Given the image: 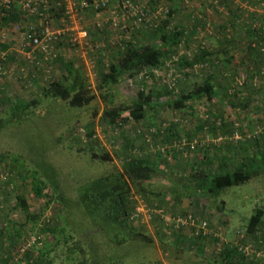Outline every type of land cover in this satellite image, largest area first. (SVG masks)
Wrapping results in <instances>:
<instances>
[{
  "label": "rangeland",
  "instance_id": "rangeland-1",
  "mask_svg": "<svg viewBox=\"0 0 264 264\" xmlns=\"http://www.w3.org/2000/svg\"><path fill=\"white\" fill-rule=\"evenodd\" d=\"M119 1L112 0V4L117 5ZM182 1L173 0L172 2L180 6L184 2ZM190 1L193 9L201 11L200 0ZM235 1L241 3L242 0ZM168 4L169 1L164 0V5L167 6ZM15 5L20 9L18 0L15 1ZM189 9L192 8L186 6L184 8L185 11ZM151 10H154V7ZM104 16L90 11L81 12V26L85 29H95L99 23H103ZM208 16V19L217 26L223 25L226 20L223 16L215 13L213 15L208 14ZM24 19L20 23L24 32H29L32 28H40V19L28 16ZM244 19L246 18L238 20L233 18V22H237L241 27L245 22ZM177 20L175 19V21ZM256 20H260V17H257ZM2 23L1 26L5 30L6 36L2 38L0 33V44L7 46L8 49L4 51L0 47L1 116L4 119L8 118L10 112L8 111L10 108V104L7 103L8 99L38 100L39 103L31 108V113L25 121L11 122L0 132V204L4 203V206L10 207V210H7L9 215L7 219L0 216V231L5 227L6 222H10L16 226H24V234L30 232L33 235L36 233L44 238L46 236L41 232L44 226L43 221L56 219L57 222L54 227L57 232L55 236L61 242L53 253V257L56 258L55 264H69L65 261L66 253L73 241H80L83 248V254L77 253L78 256H75L77 260L83 259L85 255L89 257L90 254H95L100 264H203V260L198 256L196 250L189 249L181 240L182 237L193 239L188 230L182 231V234L180 232L172 233L170 227H165L159 230V235H157L156 228L147 219L144 220L148 223L145 232L148 237L154 239L153 244L132 242L121 247L113 245L115 235L119 233L120 237H123V233L119 229L112 230L100 226V224L94 225L92 217L88 216L85 208L81 205L83 203L80 197L87 185H92L96 180L120 168V159L115 153L121 152L125 139H130L134 147L139 149L145 157L156 161L161 170L166 168V163L167 166H173L172 168L177 170L174 155L171 153L172 150L164 155L156 147H150L143 143L141 132L145 128H156L155 130L159 135L158 138H155L156 143H161L165 132L172 137V143L179 138L198 141L199 144L194 153L189 155L187 159H179L184 164L177 160L181 164L180 166L186 168L185 170L188 172L193 168L194 163L198 164L201 159H205L204 156L206 155L209 157L210 167L216 171L221 164L219 159L223 156L234 164L237 162L236 160L241 161L247 155L254 156L257 151H264V78H259L260 67L246 64L245 57L249 54L244 55L245 62L240 64L239 58L244 52V48L229 54L224 48L219 47L220 43H225L224 34H217L220 39L211 40L207 37L205 39L206 48L212 54V59L214 58L211 64L212 70L202 73L201 77H197L192 70L180 68L178 67L179 63H177L175 67L177 70L176 89L177 95L187 93L195 85L203 83L206 78L205 75L217 73L216 83L220 87V92L216 100L212 102L202 100L194 103L191 108L176 110L164 106L167 97L164 95L159 101L162 107L150 110L148 121L144 125H130L129 122L123 124V119L128 117V114H124L122 119L118 121L119 123L111 126L102 123L104 102L101 95L95 103L82 111H72L66 104L46 101L40 96L39 90L42 87L54 79L61 78L62 68L57 61L59 58L66 62H82L86 67L92 88H96L99 77L97 73L99 56L88 51L91 42H94L92 39L88 38L84 44L75 45L71 43L74 33H69L60 43L55 45L53 52L55 58L51 61L44 62L43 56L38 52L34 53V57L42 62V66L38 68L27 57V54L32 53V47L28 45L23 52V42L19 39V34L13 30L12 25L4 26ZM188 23L190 22L187 17V20L179 26L183 25L182 27L185 28L184 25H186L189 27ZM52 25L54 29L64 27L60 20L53 21ZM97 32L98 39H109L110 37L112 41L119 42L134 41L133 39L141 43L152 42L151 30L149 29L141 30L140 34L143 32L142 35L138 32H131L126 35L114 31L110 26L101 27ZM188 36L189 39H187L185 46L177 48V54L182 52L186 55H192L194 52H199L193 44L194 35ZM236 40L241 41L240 43L244 45L248 43V38L241 33L236 34ZM2 54L6 55L5 60L2 59ZM230 55L234 59H231L229 64L224 65L223 63L222 65V62H226ZM187 57L182 56L180 59ZM251 58L255 63L261 61L260 57L255 55ZM165 73L166 68L155 74L159 79L143 81L138 87L134 84L131 86L128 80H125L117 92L122 97L133 99L138 96L141 86L151 88L165 86L166 88ZM233 74L236 76L235 85L232 81ZM256 74H258L257 77ZM256 79L258 80L257 86H255ZM238 80L239 83H243L241 87H239ZM91 123L96 124L95 137L92 139L94 148L99 154H101L102 148L109 151L114 158L112 162L103 163L92 159L91 148L93 145L85 136L87 132L85 127ZM169 123L174 125L171 133L166 131L168 126L165 127ZM234 131H238L243 137H251V139L241 141L243 142L241 144L230 139L215 143L216 139L222 135L228 138ZM255 141L258 143L255 144ZM181 170L179 169V171ZM35 173L45 183L42 186L47 195L45 200L38 198L33 191ZM167 181L157 180L156 182L161 186L164 193L168 186H171V183L168 182L169 184H167ZM172 187L176 188L175 186ZM175 190V192L178 191V194L181 193L179 188ZM18 195H23L28 201L31 213H36L38 216L42 215L41 219L32 221L21 209L12 210V206L16 205ZM220 198L221 200L218 202L201 197L197 199L184 198L181 202L176 203L175 196L168 195L165 208L169 212L166 214L169 217L177 214L195 216L199 209L206 216H214L211 221L214 237H220L222 242H231L232 244H252L263 252L262 261L264 262V227L261 233L256 234V236L246 235V228L256 210L262 209L264 211V175L254 178L250 183L243 186L227 189ZM216 208L221 209L222 212H218L215 210ZM176 236L180 242H177ZM64 238L71 239L70 243L63 246ZM51 240V238H47V242ZM211 250L210 246L207 247L204 256L207 257L211 254Z\"/></svg>",
  "mask_w": 264,
  "mask_h": 264
},
{
  "label": "trees",
  "instance_id": "trees-1",
  "mask_svg": "<svg viewBox=\"0 0 264 264\" xmlns=\"http://www.w3.org/2000/svg\"><path fill=\"white\" fill-rule=\"evenodd\" d=\"M110 1V8H116L119 2H121L120 0L118 4L115 5L112 4V0ZM168 1L169 4L167 7L170 9V13L167 20L162 21L157 28H147L151 30V43L149 41L141 43L136 39H133L134 41H112L110 37L109 39H98L97 30L101 27L96 26V30L88 28L89 39L94 41L90 44L92 46V51H88L91 52V54L96 53L99 56L97 63V73L99 77L97 79L96 88H92L93 86L88 79L86 67L82 62H66L59 58L57 61L61 64L62 76L59 79L52 80L39 90L43 100L66 104L72 111H82L95 103L101 95L104 102V111L101 117L102 123L111 126L119 123L118 121L122 119L124 114H128V117L123 119V124L129 122L130 125H144L148 121V112L152 109L162 107L159 101L164 95H167L164 106H169L176 110H184L187 107L191 108L194 103L202 100L210 102L216 100L219 97L220 87L216 83L215 73H211L209 77L205 75L206 80L203 83L195 85L187 93H181L179 95L175 94L173 91L165 90L167 88H165V86H160L159 88L141 86L138 96L133 99L122 97V95L117 92L125 80H132L133 84L138 87L145 79L136 80L135 77L143 72L147 73L149 79H159L155 76L154 72H159L165 68L167 71L166 63H168L174 55L177 56V48L184 38L189 39L188 35L193 34L195 36L197 34L198 28H201L204 24L203 17L204 19L206 18V9L212 6L208 1H204L201 3V11L197 9V11L195 9L185 11L183 1L180 6L177 3H173V0ZM218 1L223 11H219L215 8L213 10L216 15L223 16L226 20L224 23L222 22L223 25L217 26V24L214 25L212 23L214 35L206 36V38L209 37L211 40L215 38L220 39L217 34H224V46L226 48H224V50L226 52L231 54L237 51V49L244 48V52L241 53L239 58L240 64L245 62L244 55L249 54L248 56L245 55L246 61L248 62H246V64L251 66L255 65L262 70L264 68V13L250 12L245 6L258 9L261 4L264 3V0H242L241 3L235 0ZM158 4L157 2H153L152 8H156ZM59 10L60 11H52L55 16L54 21H58L62 18L63 9ZM262 10L264 11V9ZM103 12H106V10H103ZM196 12L200 13L201 19L195 16ZM96 14H101V11ZM178 16L181 17L178 18ZM25 17L26 16L22 14L20 9L15 5L8 17L3 19L2 24L4 26L17 25L23 22ZM187 17L190 22L188 23L189 27L184 25V28L182 25L181 28L179 25L185 22ZM257 17H260V20H256ZM233 18L236 20L246 18L247 20L244 19L245 22L239 27L237 22H233ZM175 19L178 20L175 21ZM173 23H175L176 26ZM143 29L144 28H141L136 32L140 34V31ZM240 33L248 38L247 45L236 40V34ZM142 34L143 32H141L140 35ZM220 44L223 45V43ZM96 46L100 48L96 50ZM0 47L4 51L8 49L7 46L2 44H0ZM208 53H210V51L202 49L198 54L193 53L190 58H182L179 61L178 67L193 70L197 64L211 65L214 60L207 58L209 57ZM253 55L260 57L261 61L258 63L252 61L251 56ZM231 59H234V57L230 55L229 59H227L228 62ZM246 69L249 68L246 67ZM257 75L258 74H256V77ZM233 76L232 81L235 85L236 76L235 74H233ZM7 103L10 104L8 110L10 112L6 119H4L1 116L2 113H0V132L11 122L25 121L28 118L27 116L31 113V108L38 105L39 101L8 99ZM0 108L2 110V105ZM95 127V123H91L85 127L87 131L85 136H87V139L92 145L94 144L92 139L95 137ZM173 127L174 125L169 123L166 131L168 130L171 133ZM155 129L154 127H149L141 132L143 143L150 147L153 144V147L162 146L171 148V153H173L176 161L175 165L177 170L172 168L173 166H167V163L166 168L161 170L156 161L149 157H145L139 149L134 147L130 139H125L121 152L115 153L117 158L120 159V168L96 180L92 185H87L82 191V193L84 192L83 195L81 196L82 193L80 194V200L83 203L81 205L85 208L88 216L92 217L94 225L100 224V226H105L112 230L119 229L123 233V237H120L119 233L115 235L114 244L111 242V244L115 246L121 247L132 242L146 245L153 244L154 239L148 237L145 232L148 225V223L144 221L145 217L137 213L139 207H145L150 211L151 220L149 223L152 222L154 228H156V234L159 235V230L167 226L159 215L157 216L154 212H169L167 211L168 209L165 208V201L168 195L175 196L176 203L181 202L184 198L197 199L198 197L218 202L221 200V194L227 191V189L243 186L250 183L254 178L264 175V151L261 150L254 153V156L247 155L243 157L241 161L236 160L237 162L234 164L230 163V161L223 156L219 159L221 164L216 171L212 170L210 167L208 161L209 157H206V155L204 156L205 159H201L198 164L194 163L193 168L188 172L185 170L186 168L180 166L184 163L180 162L179 159H187L189 155L184 156L181 152L173 150L175 141L172 143V137L168 136L169 133H163V140L161 143H156L155 138H158V133L151 135V131H156ZM234 133L235 131L231 133V135ZM146 136H150V144L147 142ZM241 143L243 142H239V144ZM254 143L257 144L258 142L255 141ZM91 153L92 159L99 160L103 163H110L114 159L112 154L104 148L101 149V154L97 153L94 145L91 148ZM163 154L167 155L166 152ZM177 160L181 164H179ZM179 169L182 170L179 171ZM34 176L35 182L33 191L38 198L45 200L47 195L44 187H42L45 183L40 179L37 173H35ZM157 180H168L167 184H169L168 182L171 183V186L169 185L168 188L166 186L167 189L165 193L162 192L161 186L156 184ZM172 186L179 188L181 193L178 194V191L175 192L176 188L174 189ZM155 198H157V201H155ZM20 209L26 214L27 218L32 221L41 219L40 217L42 215L38 216L36 213H31L28 201L23 195H18L16 205L12 206L13 211ZM7 210H10V207L4 206V203L0 204V216L2 218L6 217L5 219H7L9 216ZM215 210L222 212V210L218 208ZM173 217H184V215L180 216L177 214ZM194 217L200 222H207L213 234L207 237L202 235L200 237H195L193 230L189 229L188 233L192 235L193 239L182 237L181 240H183L189 249L196 250L198 256L202 258L203 264H264L262 261L263 257L259 258L257 255L258 252L262 251L255 248L252 244L222 242L220 237H214L213 223H211L213 219L209 220L207 217L202 218L196 214ZM56 222V219L43 221L44 226L41 232H43L46 237L43 238L39 234L33 233L35 237L40 239L42 246L33 247L25 253L20 252L21 247L23 243L33 235L30 234V232L24 234V226H16L13 223L6 222L5 227L0 231V264H55L56 258L53 257V253L57 249L56 247L60 246L61 242L58 241L55 236L57 231L54 224ZM263 227L264 211L258 209L249 221L246 228V235L251 237L256 236V234L261 233ZM170 230H172L171 227ZM172 231V233H183L182 231ZM47 238H51L52 240L47 242ZM175 238L177 242H180L177 236ZM70 239L71 238H64L63 246L64 244L67 245L70 243ZM250 245L253 252L250 255H246L243 249ZM209 246L212 248L210 251L211 254L205 257V251ZM62 253L65 254L64 251H62ZM77 253L83 254L82 244L80 241H73L72 245L67 249L65 261L69 264H100L95 254H90L89 257L85 255L83 259L80 258L77 260L75 257L78 256ZM107 259L109 260V258Z\"/></svg>",
  "mask_w": 264,
  "mask_h": 264
},
{
  "label": "built area",
  "instance_id": "built-area-1",
  "mask_svg": "<svg viewBox=\"0 0 264 264\" xmlns=\"http://www.w3.org/2000/svg\"><path fill=\"white\" fill-rule=\"evenodd\" d=\"M16 0H0V33L2 38H5V30L2 28L1 23L3 19L8 17V15L12 12L13 6H15ZM19 6L22 14L28 17H36L40 19V28H32L29 32H24L21 24L12 25L13 30L19 34V39L23 42V52L30 45L32 47V53L27 54V57L32 61L36 67H41L42 62H39L35 57L34 53L38 52L41 56L44 57V62H49L53 58L54 55V47L56 44L60 43L65 36L69 33H74L71 43L75 45L84 44L89 38V32L83 26H81L82 17L81 12H93L100 13L101 15H105L103 18V23H99L98 27L110 26L114 31H118L121 33H125L129 35L131 32H136L141 28H153L158 27L162 21L167 20V17L170 13V9L164 5V0H121L116 8H110L109 0H18ZM186 7H190L193 9V5L190 0H183ZM204 1H208L211 7L206 9L209 15H213L214 8L223 11V8H220L218 0H200L199 4ZM153 2L159 3L158 6L154 10L152 9ZM250 12L264 13L262 9H264V3L261 4L260 8L252 9L248 6H245ZM59 9H63L62 18L60 22L64 24V27L59 29L53 28L54 21V13L55 11H60ZM106 10V12H103ZM208 14L204 20V24L201 28H198L197 34L193 37L195 44V49L197 51H201L206 48L205 38L206 36L214 35V29L212 26V21L208 19ZM195 16L201 19L200 13L196 12ZM175 25V23H173ZM176 26V25H175ZM204 40V41H203ZM187 39H183L179 47H183L186 44ZM100 47L96 46L95 49L98 50ZM90 50L92 51V46L90 45ZM198 53V52H194ZM33 56V57H32ZM182 56H188L190 58L192 55H186L182 52H179L177 56L171 58V60L166 63L167 71L165 73V83L168 90L173 91L177 94L176 89V65L179 63L180 58ZM2 59H6V55L2 54ZM1 70V68H0ZM212 70L210 64H197L192 70L193 73L197 77H201L204 72H208ZM157 74L158 72H154ZM264 76V68L261 70L259 78ZM136 80H144L148 81L149 77L147 73L143 72L137 75ZM129 84L132 86L133 81L129 80ZM239 87L242 86V82L239 83ZM258 80L255 81V86H257ZM169 125H165L167 127ZM157 134L156 131H151V135ZM153 137V136H152ZM255 138V137H253ZM147 142L150 144L151 139L150 136H146ZM230 139L236 143L245 141L247 139H251V137H243L238 131H235L233 135L230 137H219L216 139L215 143H221L224 140ZM198 141H189L185 138L177 139V141L173 144V150L181 152L184 156L191 155L195 152L198 146ZM204 145V144H203ZM153 147V144L151 145ZM156 149L163 153L170 152L171 148L157 146ZM137 213L142 215L147 219V221L151 220L150 211L145 207H139L137 209ZM166 223L167 227H171L174 231H183V230H193L195 237H200L201 235L204 237L211 236L213 234L209 224L207 222H200L193 215H187L184 217H169L163 211L154 212ZM144 219V220H145ZM146 221V222H147ZM42 246L40 239L33 236H30L25 243H23L20 252L25 253L27 250L33 247ZM244 252L246 255H250L253 250L251 245L244 247ZM258 257H263V252H258Z\"/></svg>",
  "mask_w": 264,
  "mask_h": 264
},
{
  "label": "crops",
  "instance_id": "crops-1",
  "mask_svg": "<svg viewBox=\"0 0 264 264\" xmlns=\"http://www.w3.org/2000/svg\"><path fill=\"white\" fill-rule=\"evenodd\" d=\"M181 14H183V13H181ZM181 16H178V18H180ZM219 47H221V48H225V46H224V44L223 45H218ZM218 47V48H219ZM226 49V48H225ZM208 55H209V57H207V58H209V59H212V54L211 53H208ZM214 59V58H213ZM223 63H224V65L226 64V63H228V60L226 61V62H222V65H223ZM229 64V63H228ZM207 76L209 77V76H211V74L210 75H208L207 74ZM215 77L217 76V73H215V75H214ZM204 77V76H203ZM207 77V78H208ZM213 77V76H212ZM205 80H206V78H205ZM197 216H199V217H207L209 220H211L212 218H213V216H211V215H209V216H206V214L205 213H203L202 211H200L199 209H198V211H196V213H195Z\"/></svg>",
  "mask_w": 264,
  "mask_h": 264
}]
</instances>
